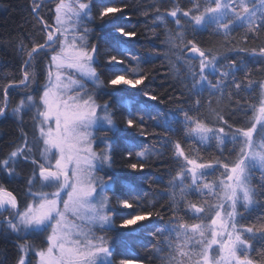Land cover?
<instances>
[{"label":"snow or ice","instance_id":"obj_1","mask_svg":"<svg viewBox=\"0 0 264 264\" xmlns=\"http://www.w3.org/2000/svg\"><path fill=\"white\" fill-rule=\"evenodd\" d=\"M43 7L39 3H34L32 7V13L38 20H42ZM120 11L122 9L119 7L103 6L98 15L100 20H104L110 14ZM177 11H170L168 15L176 18L175 23L181 25ZM54 12L55 26L44 23L41 31L46 33V39L32 46L28 52L29 59L24 62L26 67L23 79L19 82L27 87L36 79L34 75L30 77L29 71L33 67V60L40 55L50 56L47 82L39 90V101L33 95H28L11 113L16 116L22 110L37 111L38 117H42L39 121V143L29 146L25 141V148L12 152L11 159L3 161L9 176H14L15 165L19 162L33 166L32 175L27 180L32 203L21 209L17 197L0 187V216L8 214L0 220V234H15L18 239H26L31 234H47V248L35 253L39 257L38 264H115L105 237L98 236L97 231L110 232L117 226L113 218L116 206L109 196L110 193L115 195L113 141L107 134L115 135L119 130V122L115 112L110 111V103H97L98 97L88 90V82L105 88L124 85L134 89L143 84L147 77L128 78L126 74H118L106 83L101 81L96 64L98 46L89 42V35L93 31L89 23L95 21L91 0H58ZM183 16L189 17L185 24L191 28L192 33L211 29L217 34L223 30L224 35H228L237 22L248 25L252 31L256 20L260 22L255 27L261 30L264 29V0H248L247 3L245 0H209L200 14L193 12L190 15L189 11H184ZM157 19L163 20V17ZM115 32L125 39L136 36L135 32L125 31L123 27H116ZM177 38L185 49L200 57L198 71L190 63L186 64L187 79L184 81L190 97L195 98L193 102L196 112L200 110L199 97L206 91L209 96L231 95L227 90L233 87L237 91L247 87L249 94L255 91L251 88V68L245 59L224 57L228 63L227 69H224L218 63L217 56L197 47L195 37L185 40L184 31H181ZM120 43L117 41L116 46ZM188 45L191 47L188 48ZM250 55L264 60V46L258 50L252 49ZM177 60H182V57L178 55ZM107 63L124 64L126 61L117 55H110ZM253 64L256 67L262 66L255 59ZM240 72L244 73L247 86L237 78ZM213 74H218L215 83L210 79ZM257 87L259 97L257 103L251 106L253 121L246 127L233 128L224 115L216 111L218 121L227 125L228 130L223 126L212 128L198 119L194 120L190 115L191 109H181L184 117L181 123L188 136L198 137L202 143L216 141L218 144H224L230 138L240 148L234 162H218V166L225 169V178L214 188L209 183L201 185L200 181L210 174L202 170L213 169L215 166L211 162L198 163L187 157L181 144H175L176 155L190 166H182L181 178L187 180L190 174L189 188L201 195L202 189H208L217 202L212 205L215 212L208 223L198 215L205 213L206 208L192 203L186 211L193 212L200 222L189 224L172 221L166 227H157L149 233L154 237H163L157 250H168L165 257L167 264H254L249 258V250L253 249L252 241L259 240L264 245V235L258 236L253 227H243V233L249 234L247 236L237 228L245 218V213L264 204V82H259ZM4 94L7 100V88ZM145 96L149 100L157 98L149 93H145ZM7 115L6 107H0V117ZM124 123L129 129L143 128L142 118L140 122L126 118ZM168 130L171 131V128ZM99 132L105 133L106 138L101 141L104 148L97 154L92 145ZM35 150L39 151V157L29 155ZM136 155L137 162H130L133 153H125L129 161L127 167L132 172H143L149 156L148 150L139 151ZM257 169L260 171V179L254 183ZM44 189L55 190L48 192ZM181 192L184 197L189 195L183 188ZM117 202L123 209H132L134 205L139 208L138 198L131 195L117 197ZM152 216L151 211L127 213L119 227L135 231L138 223L150 220ZM214 245L218 246V254L210 255ZM28 250L21 247L22 252ZM261 252L264 253V247ZM17 264H26L23 255ZM28 264L31 262L28 261ZM119 264H134V261L121 259Z\"/></svg>","mask_w":264,"mask_h":264},{"label":"trees","instance_id":"obj_2","mask_svg":"<svg viewBox=\"0 0 264 264\" xmlns=\"http://www.w3.org/2000/svg\"><path fill=\"white\" fill-rule=\"evenodd\" d=\"M57 2L58 0H0V107H6L8 112L7 116L0 118V187L6 188L17 197L21 209L31 201L27 180L32 175L33 166L19 162L15 165L14 176H9L3 161L9 159L11 153L20 144H25V141L28 145L38 143L36 129L39 117L35 109L22 110L16 116L11 113L28 95H33L38 102L41 94L39 90L47 82L50 56L40 55L33 60V67L29 70L30 77L34 75L36 79L27 87L19 83L26 67L24 62L29 59L28 52L32 46L43 43L46 39V33L41 31L44 23L55 26L54 9ZM34 3L44 5L41 9L42 20H38L32 13ZM91 3L95 21L89 23V27L93 29L89 42L98 46L96 64L101 81L106 83L118 74H126L128 78L147 77L143 84L134 89L124 85L105 88L102 85L92 86L88 82V90L98 97L97 103H110V111L115 112L119 122V130L115 135L107 134L113 141L115 195L110 193L109 196L112 204L116 206L113 218L117 226L110 232L97 231V235L105 237L115 264H119L121 259L133 260L134 264H167L165 257L168 250H157L163 237H154L149 233L157 227H166L172 221L189 224L200 222L193 212L186 211L192 203L206 208L205 213L198 215L204 217V222L208 223L215 212L212 205L217 202L208 189H202L201 195L189 188L190 174L187 180L181 178L182 166H190L176 155L175 144H181L187 157L195 159L198 163L211 162L215 166L213 169L202 170L210 174L200 181L201 185L209 183L214 188L225 178V169L219 167L218 162H234L239 156L240 148V145L234 144L230 138H227L224 144H218L216 141L202 143L198 137L188 136L181 123L184 120L181 109H191L190 115L194 120L198 119L212 128L223 126L228 130L227 125L218 121L216 111L222 113L233 128L248 126L253 121L251 106L257 103L259 97L257 85L264 82V60L258 56L253 58L250 53L252 49L258 50L264 46V29L255 30L253 24V30L250 31L248 25L237 22L233 26L234 30L228 35H224L223 30L217 34L211 29L192 33L191 28L185 24L189 17H184L183 12L189 11L190 15L193 12L200 14L209 0H91ZM103 6L119 7L122 11L100 20L98 13ZM177 9L181 25L175 23L176 18L168 15L170 11ZM157 17H163V20ZM259 22L256 20L255 24ZM116 27L135 32L136 36L131 39L120 37L115 32ZM181 31H184L185 40L195 37L197 47L217 56L218 63L224 69L228 67L224 57L245 59L251 68V88L255 91L249 94L247 87L242 91L233 87L227 90L231 95L215 96H209L206 91L199 97L200 110L196 112L193 102L195 98L190 97L184 81L187 79L186 64L190 63L198 71L200 58L193 60L187 56L188 50L177 38ZM117 41H121L118 47ZM190 47L191 45H188V48ZM110 55H117L126 63L108 64L107 57ZM178 55L182 60H177ZM253 59L262 66H254ZM216 75L218 74L210 76L213 83ZM237 78L247 86L248 81L243 72L238 73ZM9 85L12 86L8 87ZM5 88L8 89L7 100L4 98ZM145 93L155 95L156 100H149ZM126 118H134L138 122L142 118L143 128H127L124 123ZM168 128H171V131ZM96 135L100 140L106 138L103 132ZM95 149L102 151L103 148L99 149L96 145ZM144 149L149 153L144 171L132 172L127 167L129 161L125 153L131 151L133 157L130 162H137L136 153ZM33 155L37 156L30 154ZM259 179L260 171L257 169L253 182L258 183ZM182 188L189 195L184 197ZM129 195L138 198L139 208L135 205L132 209L119 207L117 197ZM137 211H151L153 216L150 220L138 223L135 231L131 228L121 229L119 223L125 215ZM262 213L264 204L245 213V218L239 223V231L243 233V227L251 226L258 236L264 235ZM5 216H0V220ZM237 219L239 220V217ZM46 240L47 234H31L26 239H18L15 234H0V264H17L22 246L33 253L28 256L27 262L34 264L35 253L46 248ZM252 243L253 249L249 250V258L254 264H264V253L261 252L264 245L259 240ZM215 254H218V250L212 248L210 255Z\"/></svg>","mask_w":264,"mask_h":264},{"label":"rangeland","instance_id":"obj_3","mask_svg":"<svg viewBox=\"0 0 264 264\" xmlns=\"http://www.w3.org/2000/svg\"><path fill=\"white\" fill-rule=\"evenodd\" d=\"M89 83H90V85H92V86H97V85H93L92 84V82L91 81H89ZM99 86V85H98ZM40 120H42V117H39V119H38V122H37V139H38V143H39V137H40V132H39V121ZM53 127H54V125H53ZM101 141L102 140H100V139H96V141L93 143V145H92V147H93V150L97 153V154H99L100 152H101V150H96L95 149V146L96 145H98V147H99V149L102 147V148H104L103 147V144L101 143ZM35 143V142H34ZM37 143V142H36ZM32 144H30L29 146H31ZM40 147H42V144H40ZM23 148H25V144L23 143V144H20L14 151H19L20 149H23ZM13 151V152H14ZM32 153H34V154H36L37 156H39V151L38 150H35L34 152H32ZM32 153H29V155L30 154H32ZM11 159V155H10V157H9V160ZM55 189H44V191H48V192H52V191H54ZM29 194V193H28ZM30 203H32V199H31V201L29 202V204ZM238 207H239V205H238ZM225 209L227 210V204H225ZM4 215H6L5 217H7V213H4ZM5 219V218H4ZM241 226H239V224L237 225V228H238V231H239V228H240ZM21 248V247H20ZM24 248L25 249H27L25 246H24ZM46 248H47V240H46ZM45 248V249H46ZM213 248H216V250H218V246H213ZM30 254H33L30 250H28V251H26V252H22L21 251V256L23 255L24 256V258H25V261H26V264H28V262H27V258H28V256L30 255ZM38 262H39V257L38 256H36V261H35V263L34 264H38Z\"/></svg>","mask_w":264,"mask_h":264},{"label":"water","instance_id":"obj_4","mask_svg":"<svg viewBox=\"0 0 264 264\" xmlns=\"http://www.w3.org/2000/svg\"><path fill=\"white\" fill-rule=\"evenodd\" d=\"M186 54H187L188 57L192 58L193 60H196V59L200 58L197 53H192L190 51H187Z\"/></svg>","mask_w":264,"mask_h":264},{"label":"flooded vegetation","instance_id":"obj_5","mask_svg":"<svg viewBox=\"0 0 264 264\" xmlns=\"http://www.w3.org/2000/svg\"><path fill=\"white\" fill-rule=\"evenodd\" d=\"M254 29L257 30L256 27H255V23H254Z\"/></svg>","mask_w":264,"mask_h":264}]
</instances>
